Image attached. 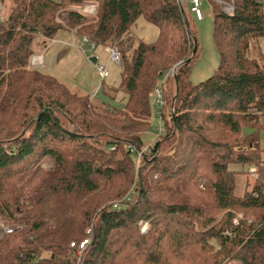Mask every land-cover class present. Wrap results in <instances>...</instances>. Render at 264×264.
<instances>
[{"label":"trees","instance_id":"obj_1","mask_svg":"<svg viewBox=\"0 0 264 264\" xmlns=\"http://www.w3.org/2000/svg\"><path fill=\"white\" fill-rule=\"evenodd\" d=\"M87 2L94 14L78 10ZM210 3L219 63L193 84L198 43L191 56L184 2L11 0L0 22V215L21 227L0 236V264H264V56H251L264 38L263 0H232L231 14ZM139 16L159 30L151 43L129 33ZM61 28L117 48L120 85L106 92L122 91L123 109L30 65L35 37L45 43ZM161 76L163 131L136 165L128 146H146ZM141 219L151 221L144 233ZM83 238L77 263L69 244Z\"/></svg>","mask_w":264,"mask_h":264},{"label":"rangeland","instance_id":"obj_2","mask_svg":"<svg viewBox=\"0 0 264 264\" xmlns=\"http://www.w3.org/2000/svg\"><path fill=\"white\" fill-rule=\"evenodd\" d=\"M11 0L0 1V22L8 14ZM221 9L228 14L232 12V0H218ZM264 5V0H263ZM184 6L187 10L186 2ZM203 19L197 20L192 17V26L195 30V36L198 43L197 57L192 62L189 80L193 84H198L212 76L219 63V56L213 41V20L211 13L210 0H200L199 5ZM72 9L68 6L59 10L61 17H64L66 11ZM264 13V6H263ZM3 16V17H2ZM158 28L148 22L143 16H139L129 28L134 43L143 41L151 43L158 37ZM40 36H36L32 42L35 54H42L43 65L37 67L43 72L54 75L58 78L71 92L78 95H85L95 98L99 102L112 105L113 108L121 110L124 107L126 96L122 91L107 94V88L118 87L120 85V67L111 59L108 47L105 45H95L91 49L87 44L80 48L79 38L72 34L67 28H61L54 35L52 40L42 42ZM74 41L75 43H72ZM120 44V43H119ZM44 45V46H43ZM121 48V44L117 45ZM264 56V38H260L251 48V56ZM94 59V61L92 60ZM102 66L107 71V76L101 78L98 75L97 66ZM177 70V69H176ZM172 68L170 69L171 74ZM172 75V74H171ZM162 76L157 81V87L160 86ZM150 117L149 127L141 134V140L144 145L153 142L158 135V128L162 121L157 113L156 96L154 93L149 98ZM261 129L258 131L260 146L263 149L261 157L264 160V116L260 118ZM242 131L249 133L253 131L251 127H244ZM45 168H52V160L46 158L41 162ZM244 175H237L235 178V192L242 194L244 189ZM205 180L200 181V188L204 190ZM147 222V229L140 231V223ZM151 225V221L141 219L138 222V231L144 233ZM227 264H240L236 260H231Z\"/></svg>","mask_w":264,"mask_h":264},{"label":"built area","instance_id":"obj_3","mask_svg":"<svg viewBox=\"0 0 264 264\" xmlns=\"http://www.w3.org/2000/svg\"><path fill=\"white\" fill-rule=\"evenodd\" d=\"M181 2H186L188 3L189 6V11L190 13L197 19V20H201L203 18V14L202 11L199 7L200 5V0H179ZM95 4L92 2H87L84 3L80 8H78V10L80 12L86 13V14H94L95 13ZM228 14H231V12ZM72 43H75L74 41H72ZM79 43H80V48L82 49V47L84 45H88L91 49L95 48V43L89 39L86 36H83L79 39ZM108 50L110 52L111 55V59L119 64L120 62V54L117 50L116 47H108ZM30 65L32 67H39L43 65V61H42V54H33L30 58ZM97 71H98V75L103 79L107 76V71L105 68H103L102 66H97ZM153 93L156 96V105H157V113H158V109L159 107L163 104V100H162V95H161V88L156 87L153 91ZM158 133L163 131V126L160 125L159 128L157 129ZM114 148V147H113ZM129 150L131 151V153L134 154V159H135V163L136 165L139 163L140 158L142 157L144 152H147L149 149V146H144L140 151H136L135 149L131 148L130 146H128ZM117 204V202L114 203V206ZM239 219V216H237L234 219V223H237ZM21 227V225H10L8 224L7 221L3 220L2 216L0 215V236L4 235V234H9L12 233L16 228ZM147 229V222H141L140 223V231L143 232ZM88 243V238H83L81 239L79 242H70V246L74 249V253L77 257V263L81 261V255H82V251L85 248V245Z\"/></svg>","mask_w":264,"mask_h":264},{"label":"water","instance_id":"obj_4","mask_svg":"<svg viewBox=\"0 0 264 264\" xmlns=\"http://www.w3.org/2000/svg\"><path fill=\"white\" fill-rule=\"evenodd\" d=\"M194 39V45H193V50H192V54H191V56L195 53V50H196V39L195 38H193ZM93 61H94V59H92ZM184 63V61H179V62H177L173 67H172V71H171V74L174 76L175 75V73H176V69H177V67H179L181 64H183Z\"/></svg>","mask_w":264,"mask_h":264},{"label":"crops","instance_id":"obj_5","mask_svg":"<svg viewBox=\"0 0 264 264\" xmlns=\"http://www.w3.org/2000/svg\"><path fill=\"white\" fill-rule=\"evenodd\" d=\"M202 19H203V18H202ZM202 19H201V20H202ZM201 20H200V21H201Z\"/></svg>","mask_w":264,"mask_h":264}]
</instances>
